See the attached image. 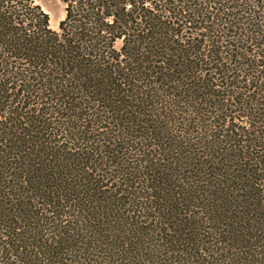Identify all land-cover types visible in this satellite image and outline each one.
<instances>
[{
    "label": "trees",
    "instance_id": "16d2710c",
    "mask_svg": "<svg viewBox=\"0 0 264 264\" xmlns=\"http://www.w3.org/2000/svg\"><path fill=\"white\" fill-rule=\"evenodd\" d=\"M0 0V264H264V0Z\"/></svg>",
    "mask_w": 264,
    "mask_h": 264
},
{
    "label": "rangeland",
    "instance_id": "374dc122",
    "mask_svg": "<svg viewBox=\"0 0 264 264\" xmlns=\"http://www.w3.org/2000/svg\"><path fill=\"white\" fill-rule=\"evenodd\" d=\"M49 14L50 27L58 30L59 23L65 16V6L61 0H34ZM52 20V21H51Z\"/></svg>",
    "mask_w": 264,
    "mask_h": 264
},
{
    "label": "bare ground",
    "instance_id": "6f19581e",
    "mask_svg": "<svg viewBox=\"0 0 264 264\" xmlns=\"http://www.w3.org/2000/svg\"><path fill=\"white\" fill-rule=\"evenodd\" d=\"M52 21V20H51Z\"/></svg>",
    "mask_w": 264,
    "mask_h": 264
}]
</instances>
